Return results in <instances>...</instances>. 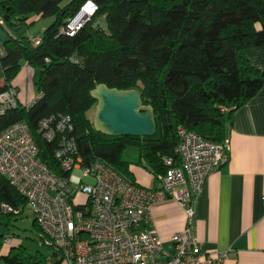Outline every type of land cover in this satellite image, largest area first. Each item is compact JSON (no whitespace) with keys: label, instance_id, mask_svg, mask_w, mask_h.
I'll return each instance as SVG.
<instances>
[{"label":"trees","instance_id":"1","mask_svg":"<svg viewBox=\"0 0 264 264\" xmlns=\"http://www.w3.org/2000/svg\"><path fill=\"white\" fill-rule=\"evenodd\" d=\"M89 1L96 7L91 20L76 35L63 34ZM31 16L53 19L38 43L24 33L35 25ZM101 18L107 30L96 25ZM0 27L7 35L0 40V92L18 90L13 82L27 64L38 94L29 108L20 102L0 116V133L26 123L39 158L60 175H66L56 157L62 135L49 141L39 132L48 117L71 118L74 129L67 134L84 167L105 161L134 182L128 150L161 176L165 158L178 161L179 127L222 143L233 112L264 85V69L245 54L264 48V0H3ZM98 85L139 90L143 106L153 109L156 134L111 136L98 130L90 117L98 105L93 95ZM26 206L0 174V226L11 231ZM33 226L43 246L35 220ZM8 236L14 238L10 245L0 234V264H47L48 256L30 252L19 234ZM48 250L57 264L58 255Z\"/></svg>","mask_w":264,"mask_h":264},{"label":"built area","instance_id":"2","mask_svg":"<svg viewBox=\"0 0 264 264\" xmlns=\"http://www.w3.org/2000/svg\"><path fill=\"white\" fill-rule=\"evenodd\" d=\"M95 12V4L87 2L62 33L76 35ZM19 104L15 87L0 92V116ZM73 129L67 115L48 117L39 129L49 141L62 135L56 157L66 175L41 161L26 123L0 133V174L27 200L26 209L42 231L43 246L58 255L57 264L225 263L231 251H203L195 216L196 199L209 176L229 161L228 139L215 143L179 127L178 161L164 159L167 170L159 177L160 187L151 189L132 182L105 161L84 167L76 157L74 138L67 134ZM168 201L181 206L187 218L185 228L172 236V252L165 250L152 222L153 207ZM4 242L10 245L14 238L7 236ZM46 259L47 264H55L52 256Z\"/></svg>","mask_w":264,"mask_h":264},{"label":"crops","instance_id":"3","mask_svg":"<svg viewBox=\"0 0 264 264\" xmlns=\"http://www.w3.org/2000/svg\"><path fill=\"white\" fill-rule=\"evenodd\" d=\"M29 21L35 25L24 33L39 39L53 19L31 16ZM39 25L41 29L36 31ZM6 39L0 27V40ZM245 54L255 67L264 69V48ZM31 81L32 69L24 64L13 82L23 104L32 103L38 95ZM226 139L229 161L209 176L196 199V236L203 251H231L224 264H264V85L233 112ZM125 159L131 163L129 171L135 183L151 189L160 187V174L139 161L137 151L128 150ZM152 222L165 250L172 252V236L186 226L184 209L174 201L156 205Z\"/></svg>","mask_w":264,"mask_h":264},{"label":"water","instance_id":"4","mask_svg":"<svg viewBox=\"0 0 264 264\" xmlns=\"http://www.w3.org/2000/svg\"><path fill=\"white\" fill-rule=\"evenodd\" d=\"M106 30L105 19L97 20ZM98 99L95 113V127L111 136L144 137L156 134V120L153 109L143 106L139 90L111 89L98 85L93 91Z\"/></svg>","mask_w":264,"mask_h":264},{"label":"rangeland","instance_id":"5","mask_svg":"<svg viewBox=\"0 0 264 264\" xmlns=\"http://www.w3.org/2000/svg\"><path fill=\"white\" fill-rule=\"evenodd\" d=\"M90 20L91 18L87 22H89ZM87 22H85V24ZM39 29H41V25L35 28L36 31ZM30 84L32 85V81L30 82ZM95 113H96V108L90 113V117L93 120L95 119ZM33 221H34V216L30 213L28 209H26L25 212L20 217H18L17 221L15 222V226L11 228V231H8L0 226V234L5 236H8L12 233L19 234L30 252L39 251L42 255L49 256L50 251L46 247L40 246L36 241V239L38 238L39 230L34 228ZM29 238H33L35 241ZM15 239L17 240V238Z\"/></svg>","mask_w":264,"mask_h":264}]
</instances>
